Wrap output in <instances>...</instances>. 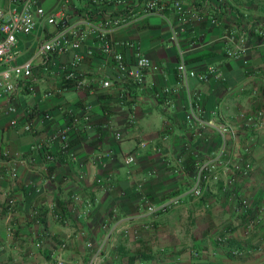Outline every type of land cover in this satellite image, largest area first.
<instances>
[{"label":"crops","instance_id":"obj_1","mask_svg":"<svg viewBox=\"0 0 264 264\" xmlns=\"http://www.w3.org/2000/svg\"><path fill=\"white\" fill-rule=\"evenodd\" d=\"M173 1L37 0L55 24L37 18L29 35L16 36L12 60L0 62L1 70L32 61L31 76L0 95V264H264V0H176L187 16L177 34L186 68L220 73L205 83L187 80L206 123L198 129L184 119L176 47L168 39ZM107 18L125 23L105 35L123 60L150 61L141 85L119 86L97 48L93 27ZM67 26L82 35L81 88L62 81L73 52L35 56ZM241 38L245 52L233 57ZM164 88L172 93L161 94ZM72 117L71 157L62 156L50 137ZM219 126L228 128L224 142ZM210 158L216 174L193 197L187 190L195 169ZM177 196L175 207L143 213L141 199L157 205Z\"/></svg>","mask_w":264,"mask_h":264},{"label":"built area","instance_id":"obj_2","mask_svg":"<svg viewBox=\"0 0 264 264\" xmlns=\"http://www.w3.org/2000/svg\"><path fill=\"white\" fill-rule=\"evenodd\" d=\"M147 11L154 10V1L147 3ZM173 14L175 16L176 24H169V41L176 47L177 62L175 65L176 76L180 86L183 89L185 96V114L184 119L190 123L191 127L198 129L206 123L203 121V110L199 105L198 98L190 93L187 87V80L189 78L195 79L198 83H205L210 78L220 79V73L213 67H208L204 73H196L189 70L185 66V50L182 49L177 40V34L182 24L186 22V14L181 8L178 1H173ZM43 18L45 24L54 25L55 19L53 16H45L43 10L37 5V0H8L6 7H0V62L7 63L13 58V46L16 41V36L29 35L36 25V19ZM124 21L117 19L107 18L103 20L98 26L93 27L96 41L98 42L97 48L101 55L111 64L112 70L115 72V81L119 86L125 85H141L143 83V75L146 70L150 69V61L143 56L135 55L132 62H126L118 52V45L110 43L105 40L106 32L110 29H118L124 26ZM82 35L76 32L72 27H63L52 34L45 40L36 50L35 56L42 58L47 55H61L68 51L73 52L72 61L68 68L64 71L62 81L64 84H69L75 88H81L86 84L85 77L82 73L76 70L77 66L82 60V55L78 53ZM245 48L243 46V39L239 40V46L230 54L233 57L244 54ZM31 60H26L18 65L7 66L0 70V95L9 94L13 91V81L16 79H27L31 76ZM101 87L103 89L110 87L109 81H102ZM172 91L164 88L161 92L163 95H170ZM6 112H13L12 107H7ZM261 113H256V117H260ZM78 120L74 117L69 119L67 125L57 130L51 137L50 141H56L59 144V154L62 156L71 157L69 151V143L74 131L76 130ZM10 124L15 125L14 121ZM212 126L211 123H209ZM23 130L28 131L29 127L24 125ZM218 135L222 142L225 141L228 128L225 126L217 127ZM115 139H119L116 134ZM139 148L144 146V143L137 145ZM2 156L7 157L6 153ZM46 161H51L52 156L49 154L44 155ZM133 162V156L127 155L123 158V163L129 165ZM217 160L215 158L206 159L197 165L193 174L191 186L187 192L193 197H199L202 193L204 185L209 179L213 178L216 174ZM173 172H176L174 170ZM244 172H247V165H245ZM96 185L100 190H108L107 186L101 180H96ZM71 202H77L76 196L70 197ZM179 202V196L159 203L157 205L149 203L141 199L143 213L145 215H156L165 212L175 207ZM7 214L13 207V199L7 198L6 200ZM33 217L35 213H32ZM55 220H61L60 213H54ZM146 227V226H145ZM128 229L124 228L120 231L122 236L128 235ZM7 235H11L12 229L10 226L6 228ZM60 249L64 248V244L59 245ZM55 264H72L61 259H56Z\"/></svg>","mask_w":264,"mask_h":264}]
</instances>
